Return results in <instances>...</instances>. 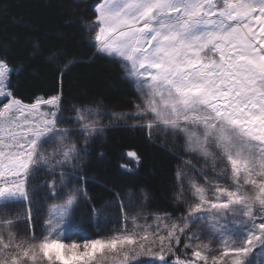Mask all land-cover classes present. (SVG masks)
Returning a JSON list of instances; mask_svg holds the SVG:
<instances>
[{
  "label": "snow or ice",
  "instance_id": "1",
  "mask_svg": "<svg viewBox=\"0 0 264 264\" xmlns=\"http://www.w3.org/2000/svg\"><path fill=\"white\" fill-rule=\"evenodd\" d=\"M93 10L88 43L121 68L141 103L131 113H108L107 125L98 109L73 107L76 126L60 127V97L31 104L15 98L0 59V226L8 225L6 237L0 232V264H103L108 253L122 256L116 264L140 257L153 264H250L256 249L264 252V0H98ZM129 118L127 126L178 144L172 153L151 141L182 161L172 199L184 214L156 215L169 221L162 229L133 218L132 229L105 238L76 232V210L88 198L77 182L93 155H105L97 138ZM124 155L139 164L135 151ZM41 171L57 177L45 182L60 201L57 211L39 236H18L12 231L18 223L30 233V180ZM69 227L78 239L67 237Z\"/></svg>",
  "mask_w": 264,
  "mask_h": 264
},
{
  "label": "trees",
  "instance_id": "2",
  "mask_svg": "<svg viewBox=\"0 0 264 264\" xmlns=\"http://www.w3.org/2000/svg\"><path fill=\"white\" fill-rule=\"evenodd\" d=\"M97 2L0 0V59L12 68L10 89L16 98L26 103L34 102L35 98L60 95L59 114L64 117L61 127L73 125L71 120H66L67 115L73 114V107L102 104L127 109L136 99L121 68L112 60L97 56L88 43L85 29L94 21L93 8ZM65 63L69 65L67 68ZM97 141L98 150H103L105 155L99 160L93 155L90 167L81 173L82 180L78 182L89 196V200L80 202L75 213L78 220L85 218L79 220L82 227L96 232L102 226L101 212L103 218L124 220L123 215L130 214V206L134 204H143L147 215L183 212V208L172 201L181 159L157 147L146 131L138 127L114 125ZM154 141L165 144L172 153H179L165 141ZM128 151L138 154V165L128 163L124 155ZM121 164L133 171L125 172ZM48 179L47 172L41 171L35 180H30L35 196L31 224L33 232L37 233L44 229L46 205L43 202L53 201L49 191L41 192L42 188L48 189L45 183ZM143 192L148 193L146 200ZM118 201L123 203V208ZM14 215L13 212L10 218ZM21 228L27 229L26 225Z\"/></svg>",
  "mask_w": 264,
  "mask_h": 264
},
{
  "label": "rangeland",
  "instance_id": "3",
  "mask_svg": "<svg viewBox=\"0 0 264 264\" xmlns=\"http://www.w3.org/2000/svg\"><path fill=\"white\" fill-rule=\"evenodd\" d=\"M9 73L11 74L12 72V68L9 67ZM123 72V71H122ZM123 76L125 78V73L123 72ZM9 79H10V76H9ZM132 86V85H131ZM133 88V87H132ZM134 89V88H133ZM11 90V89H10ZM135 92V95H136V99L134 101V103L132 104V106L130 108H127V109H119V108H113V107H108V106H104L102 104H93V105H86V106H83V107H77L76 109L78 110H81L83 109L84 107H88V108H93V109H98L101 113H102V116H101V120L100 122L107 125L110 123V117L108 115V113H112V112H115V113H123V112H128V113H131L135 110L134 106L136 104H140L141 103V100L139 99L136 91L134 90ZM55 97V96H54ZM58 97H60V95H58ZM16 98V97H15ZM52 98V97H50ZM50 98H46V99H50ZM18 99V98H17ZM45 99V98H43ZM25 104H31V103H26L24 102ZM33 103V102H32ZM59 106H60V100H59ZM41 111H44V112H47L49 111V106L47 105H43L42 108H41ZM78 113L77 112H73V114H69L67 115L66 117V120L69 119L71 120L70 118H73L77 115ZM80 115L84 116V117H88L89 119H92L91 115L86 112V111H81L79 112ZM134 121L133 119L129 118L128 121H127V124H125L123 121H120V122H117L115 125H130L132 124ZM140 123H146V121H140ZM76 125L73 124L72 126H62V127H75ZM61 127V126H60ZM138 129L142 130L141 128L138 127ZM143 130L146 131L147 133V136H148V130L146 128H143ZM150 138V137H149ZM150 139H153V140H161V141H165L167 142L168 144H170L172 147L171 148H176L179 150V146L178 144L174 145L173 143H171L170 140L166 141V140H163L161 137H151ZM45 150L46 151H51L52 149L49 147V146H45ZM128 163H132L131 159L128 158ZM184 159H189V157H184ZM179 166H182V161L180 163ZM65 171V170H64ZM47 176L48 178H50V180L48 179V182L54 180V179H57V177H52L50 176L48 173H47ZM208 179L210 180H215L214 176L212 174H209L208 176ZM42 180H45V178H42ZM75 182V181H74ZM223 182V181H221ZM78 183V182H77ZM79 186L82 187V185L79 183ZM34 187V186H33ZM31 189H32V186H31ZM84 189V188H83ZM85 190V189H84ZM39 191V189L37 190ZM47 192L48 193V189L44 190V188L41 189V192ZM86 191V190H85ZM87 194V192H86ZM44 195V194H43ZM49 195V194H48ZM87 199H82V200H89V196L87 194ZM45 199H46V195H45ZM44 199V200H45ZM81 200V201H82ZM80 201V202H81ZM173 201V199H172ZM60 201L56 200V199H53V201L51 203H49L48 201L47 202H43V205H46L45 206V210H44V227H45V223L49 217V215H54L57 211L55 205H57ZM174 203V201H173ZM175 204V203H174ZM111 206V204H109ZM130 206V205H129ZM80 207V205H79ZM78 207V208H79ZM130 214H127V215H123V219L124 220H121L118 222V219H110L109 217H104L103 218V215L101 212L100 214V217L99 219L102 220V226L101 227H98L97 230H95L96 232H91L89 230H87L85 227H82L81 225V220L85 219V218H80L78 220V218L75 216L74 217V223H75V231L76 232H79V233H83V234H86L87 236L89 237H92V238H105V237H109L113 234H115L118 230H120L121 228H127V229H132L133 227V223H132V220L133 218H135L136 220V223L140 224V225H151L153 229H156L157 227L159 228H163V224L165 223H169V221H156L154 219V217L156 215H165V214H168L170 215L171 217L175 218V217H178V216H182L184 214V207L183 208V212L182 213H179V214H176V215H172V214H169V213H150L149 215H147L145 212H144V206L143 204H134L132 206H130ZM10 215H12V213L9 214V218H10ZM83 223V221H82ZM23 225H26L27 229H22L21 226ZM23 225L21 224L20 226H17L15 228L12 229V231H14L16 233V235H28V234H34L36 236H39L40 233L38 232H33V225L31 224V230H30V233L28 231V225L23 223ZM8 229V225L7 224H4L3 226H0V232H3L5 237L7 236V230ZM67 237L69 239H73V238H76L78 239V237H74L73 236V228L69 227L67 229ZM160 234H164L163 231H161ZM201 239L203 240L204 243H209V238L208 236H206L204 233H200L199 234ZM183 237H181V240L183 242ZM211 248L215 251H219L220 249V245L217 241L213 240L211 242ZM185 249L183 247L180 248V252H184ZM189 256H190V253H189ZM20 259H25L24 257H20ZM119 259H122V256H120L119 254L117 253H108L107 254V258L103 261V264H116V262L119 260ZM250 259V264H264V252H262L261 249H256L254 251V253L252 254V256L249 258ZM29 264H32L31 261H29ZM135 264H153V261L150 257H140L136 262ZM156 264H158V262H156Z\"/></svg>",
  "mask_w": 264,
  "mask_h": 264
}]
</instances>
